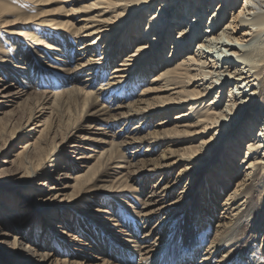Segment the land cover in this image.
I'll use <instances>...</instances> for the list:
<instances>
[{"label":"bare ground","instance_id":"6f19581e","mask_svg":"<svg viewBox=\"0 0 264 264\" xmlns=\"http://www.w3.org/2000/svg\"><path fill=\"white\" fill-rule=\"evenodd\" d=\"M48 52L61 57H50V63L44 65ZM2 65L9 66L14 76V83L0 88L4 92L0 97L16 104L8 114L19 118L22 111L15 99L27 92L30 98L31 90L43 84L61 90L53 94L36 91V108L27 123L42 118L49 109L55 131L56 112L44 105L53 97L61 107L71 100L82 104V116L90 117L86 129L91 136H73L77 127L71 125L69 134L55 144L51 167L61 168L67 162L58 156L63 148H70L68 158H84L76 150L82 140L92 143L91 150H102L92 165L83 161L78 165L86 167L84 174L66 173L63 178L68 179L62 181L42 169L46 136L28 142L37 161L13 187L20 191L31 185L36 203L31 208L24 201L13 204L0 196V264H116L101 252L122 264H154L181 237L196 238L187 232L184 220L201 226L205 214H201L199 202L208 209L204 210L207 217L220 206L214 236L196 262L193 259L199 249L195 245L183 257L169 254L167 263L241 264L257 235L264 236V0H0V70L4 72ZM42 67L48 70L41 72ZM94 84H98L95 91L90 88ZM137 86L141 88L134 95ZM110 96L111 101L122 98L123 104L100 102H110ZM95 106L100 108L92 110ZM156 118L153 130L142 135V126ZM5 124L0 118V126ZM107 124L119 127L108 136L110 140L100 136L104 135L101 125ZM176 140L184 145L149 156L157 146ZM13 158L16 165L23 166L19 150ZM181 162L183 167L174 175L173 169ZM76 168L69 165V171ZM158 170L160 176L152 190L143 192L142 206L132 210L142 224L139 229L155 217L158 221L138 239L134 223L128 222L126 230L120 228L113 201L107 203L110 208H101L103 194L120 201L123 190L137 189L132 182L145 186L150 180L147 173ZM45 181L52 183L43 190ZM178 184L181 190L172 197ZM229 185L233 189L217 205L221 191ZM6 187L12 188L11 184ZM97 193L101 194L96 198ZM39 194L51 197L42 199L40 206H48L50 199L70 203L62 212L52 208L39 217L35 210ZM79 204L78 214L90 213V222L88 215L83 219L68 212ZM257 207L262 214L255 220ZM252 217L251 229L237 233ZM50 227L55 231L50 233ZM159 228L162 231L153 237ZM101 230L108 233L107 238ZM221 249L225 251L215 259ZM64 250L71 252L57 258Z\"/></svg>","mask_w":264,"mask_h":264},{"label":"rangeland","instance_id":"374dc122","mask_svg":"<svg viewBox=\"0 0 264 264\" xmlns=\"http://www.w3.org/2000/svg\"><path fill=\"white\" fill-rule=\"evenodd\" d=\"M204 17L206 19V16H204ZM208 21L209 20H207V23H208ZM207 23H205V25H207ZM205 25L204 24L202 25L203 28H204ZM6 46H7V44L5 45V47ZM48 53H49V56H48L49 58H48V60L46 58H44V60H45V62H43L44 65H46L47 63H50V57L57 56L53 52H48ZM9 55L13 56L11 53H9ZM59 57H61V56L58 55L57 58H59ZM51 62H52V60H51ZM51 64L58 65V63L54 62V61ZM73 65H74V62L71 63L70 67H72ZM59 66L62 67V65H59ZM5 67L6 66L2 65V68H4V72L5 73L2 70H0V71L3 72V73L0 72V88H2L1 86L3 84L5 86V85H7L9 83H14V76H13L12 73L9 72V70H11L10 67L7 66L8 70L5 69ZM46 70H48V69L42 67L41 72L42 71H46ZM110 70H111V68L108 69L105 72L106 76H108V73L110 72ZM5 74H7V76H5ZM152 74L153 73H151V75ZM59 76H61V75H59ZM63 84L64 85L66 84L65 80H64ZM97 86H98V84H94L90 88L93 91H95ZM140 88H141L140 86H137L136 88H134V90H133L134 93L133 94L134 95L137 94L139 92ZM12 89H9V90L11 92H14L15 89H13V90ZM45 90H49V91H51V94H53L55 91L61 90V88H59L58 86H56V87L54 86L52 88H48V87H45L43 84H38V86L34 90H31V91H34V92H30V93H32V95L34 93L33 96L31 95V97H32V98L30 97L31 99L28 98L29 97L28 92L26 94L22 95L19 99H15L16 103L18 102L17 103L18 105L20 103V105L18 107H19V109L21 108V111H22V112H20L21 116L19 118L14 116V115L12 116V115L8 114L9 113L8 111H10V109H12L13 106L16 105V104H12L11 105V102H7L5 100V98L0 97V118L1 119L3 118L5 120V123H6L4 126H0V185H3V186H0V196H2L1 199H3L4 201H7V199H8V201H12L13 200V202H14L13 204H15V203L18 204L19 202L24 201V203H27V205H28L26 207H31V208L35 205L36 197H37L36 191L33 190L32 186L29 184L32 189L31 188L28 189V190L22 189L20 191L17 190L18 187H15V186L13 187V185H16L17 182H19L27 173H29L32 170L33 163H36V161H37L36 160V156H34V154H36V153L33 152L34 148H31L32 146H28L29 145L28 142H30V141L35 142L37 139H39L38 138L39 135H40V137H45L46 136L45 137L46 138L45 139L46 140V144L44 145V147H43L44 151H42L41 154L46 152L47 156H46L45 160L42 163V169L48 175L54 174L55 176H58L59 179H61V177H62V179H63L62 181H65V180L68 179V178H66V179L63 178V176L66 173H70V172L74 173V172L78 171L76 174H84V172L86 171V167L82 168V167H78V165L80 163L82 164V161H83L84 165H87V166L88 165H92L93 162L97 159V156L100 155V151L102 150V149L100 150L99 148H95L94 150H91L92 149V146H91L92 143L90 141H87V140H82L81 143H78L79 146L76 148V150L78 149L77 152H79L81 155H83L84 158H82L81 160L80 159H75V158H68L66 155L70 154V152H68V149H70V148H63V150L60 151L61 153L58 152V156L62 158V161L67 160V162L66 161L62 162L63 164H62L61 168H58V167L55 168V167H51L50 166V164H52V157L54 156L53 150L55 149V144L59 143L62 140V137H64L65 135L69 134V132H70L69 129H70L71 125L77 127V130H75V132H73V136L74 135L75 136L76 135H84V136L87 137V136H91V135L89 134V131H88L90 129H86V125L90 124L91 120H90L89 116L88 117H83L82 116V113H83V110H84V107H83L82 104H78L77 102H75V101L73 102L71 100L72 102L68 101L67 102L68 104L66 103L64 105V107H61L59 102L53 101L54 100V97H53V98H51L49 100L48 104H44V105L50 107V109L53 108L54 111L56 112L55 115H57V120L58 121L56 122L55 131H53L54 129L52 130V124L53 123L50 122L51 121V118H50L51 116H49V114H48L49 113V109L44 114V116L42 118H35V119H32V120H30V118H29L30 122L27 123L28 115H30L32 113L33 109L36 108V105H35V102L37 100L35 98V97H37L35 95L36 91L40 92V91H45ZM1 94H4V92L3 93L0 92V95ZM110 98H111V96L109 98H107V100H109ZM127 98H129V97H127ZM121 99L122 98L118 97L117 100H115V101H113V100L111 101V99H110V102H108L106 100H101L100 102H102V103L104 102V104L113 103V105L116 106L117 104L123 102V100L121 101ZM124 101L126 103L128 100L125 99ZM96 108H100V106H95V107L92 108V110H94ZM251 111H252V108H251ZM251 111L249 110L248 114ZM2 112H3L5 117L3 116ZM174 112H176V111H174ZM9 116L14 117L15 119L10 117V119L7 120L9 118ZM48 116H49V118H48ZM6 117H7V119H6ZM46 118H48V119H47L46 122H44L43 120L46 119ZM158 120H159L158 118L153 119L149 124H148V122H146L147 124L142 126V128H143L142 129V131H143L142 135L145 134L149 130H153L154 125H155V123ZM135 122H136V120L134 122L129 123L127 125V129L131 128L135 124ZM26 123H27V126L24 129V125H26ZM42 128H43V130L41 131V134H39L40 130ZM101 128L104 129V135H100V136L106 138V140H110L109 139L110 137H108V136H111L112 134H115L114 132H116L119 127H118V125H116L115 127H109V124H107V125H101ZM29 131H32V132L30 133ZM50 131H51V133H50ZM93 132L94 133H99V132H101V130H98V131L95 130ZM119 134L122 136V135L126 134V132H119ZM119 140L120 139H117V141H119ZM183 145H184L183 142L178 143L177 140L174 141V143L165 142L162 145L157 146L155 154H151L149 156L156 157L158 155H161L162 151L164 153H165V151L173 152L172 150H176V149H178V147H181ZM144 146H142V147L144 148ZM83 147H86V149H84ZM30 148H31V150H30ZM104 148H107V145H104ZM242 148L243 147H241V150H242ZM130 149H132V147H129V150ZM17 150H19V153H21V155H22V161H23L22 165L23 166H18V165H16V163H14L13 155H14V153ZM125 151H127V150L125 148H123V152H125ZM71 155L75 156L76 154L74 153V155L73 154H71ZM90 155H94V156L91 157ZM126 156H127V154H126ZM28 163H30V164H28ZM69 165H71L73 167V169H74V167H77L76 170L75 171H73V170L69 171ZM183 165H184V162L179 163L175 167V169H173V174L175 175L176 173L180 172V170L183 167ZM149 167H151V166H149ZM54 170L56 172H53ZM160 172H161V170H158V172H156V173L155 172L154 173H147V175H149V177H150V180H148V182H146L147 184L145 186L142 185V182L141 183H139L138 181H137V183L136 182L135 183L132 182L131 184H132L133 188L137 187V189L136 190H132V189L123 190L124 192L122 194L124 196L120 197V199H121L120 201L119 200H117V201L113 200V199H116L117 196H114V195H111V194H110L109 197L106 194H103L104 196L102 195L104 197L102 203H104V204L101 203L103 205V207H101V208L102 209H107L108 207L110 208V206H108L107 203H110L111 201H113L112 202L113 205H114L113 213H115L114 217L118 218L119 221L121 220L120 223H121L122 226H120V228L122 230H126L128 228V224H127L128 222L131 223V224L134 223L133 227L137 226L136 228L138 229L137 234H136V237L138 239H140V237L143 235V232L148 231L149 227L152 226V224H154L158 220L155 217L153 219V221L149 225H147V226L145 225L143 228L139 229L142 226V224L137 223L138 222L137 218L135 217V214L132 213V210L136 211V210L140 209V208H138V206L139 207L142 206L141 202L144 200L143 192H146V191L149 192V191L152 190L151 189L152 188V184H154V182H157V180H158V178L160 176L159 175ZM22 173H23L24 176H22ZM152 176H153V178H151ZM194 178L196 179V176ZM234 181L235 180H233V182ZM48 183H52V182L45 181V185L42 188L43 190H46V188L48 187ZM9 184H11L12 188L11 187L10 188L6 187ZM181 186H182L181 184H178L177 186H175V188L173 189V193L171 195L172 197L174 195H176V193L179 190H181ZM233 186L229 185V186H227L225 188V190L221 191L220 196H219V198L217 200V205L220 204L221 201H223L224 197H227L226 193L229 190L233 189L232 188ZM191 190L193 191V189H191ZM100 194L101 193H97L96 198ZM105 195H106V198H105ZM145 195H146V193H145ZM46 197L47 198H51L50 196H48V195L46 196V195H43V194H39V196H38L39 202L37 204L39 206L36 207L35 210L38 212L37 216H39V217H41V215H40L41 213H47L52 208L53 209H59V211L62 212L64 210H66L64 207L67 206L70 203V202L69 203L66 202L65 200L61 204L53 203L52 199H50V201L47 200L48 204H49L48 206H40L41 204H43L42 203V199L44 200ZM256 197H258V194L255 193V198ZM83 198H85V197H83ZM189 199H190V197L187 200H189ZM82 200H89V199H82ZM170 200H173V198L170 199ZM191 200H192V197H191ZM126 201L128 202V204H125ZM236 201L240 202L241 199L236 200ZM199 204H200L199 205V210H201V214L202 215L205 214L204 217H203L204 222L201 224V226L199 227V226L192 225L190 222H187V218L184 220V224L186 225L185 229L187 230V232L188 231L193 232V234L196 235V238L194 240L189 241L190 240V239H188L189 237L188 238H184V239H183V237H181L180 239L182 241L180 240L178 242V240H177L176 244L174 246H172L171 250L169 249V252H167L168 254L166 253V255H163L159 259L155 260V262H153L154 264H169V263L166 262V260L168 259L167 257L169 256V254L175 253L176 256H182L183 257V256L187 255L189 248H196V246L199 249V251L197 252L196 256L194 257L193 262H196V260L199 259L200 253L204 250V248H206V246L209 244L210 239L214 236L213 234H214L215 225H216L217 221L220 219V211H221L220 206L216 207L215 208V212H213L212 214L210 213L209 216H208L209 218H208L207 217L208 214L206 213V211L204 212V210L207 209V208L206 207L202 208L201 207V205H202L201 202H199ZM244 205L245 204H243L241 206V208L244 207ZM80 207L81 206L79 204V206L75 207V209H70V210H68V212H70V214H75L78 217L80 216L79 218H83V219L88 218V217L85 218L84 215H88L89 216V218H88L89 220L87 219V221L90 222L92 220V217L90 216V213L86 212V214H83V215H81V214L79 215L78 214V211H79L78 209H80ZM135 207H137V209ZM197 210H198V208H197ZM207 211H208V209H207ZM256 211H258V213H257V216L255 217V220L258 219V215L260 213L262 214V208L261 207H257ZM60 214H63V213H60ZM66 217H67L66 220H70L69 216H66ZM121 217H122V219H121ZM63 218H64V215H63ZM179 218H180V216L177 217L178 221L180 220ZM62 219L60 221H62ZM250 219H251V221L247 223L248 226L245 224L244 226H242L243 228L241 227L239 229V231H237V233H239L240 231L242 232V229H243V231L244 230L248 231L249 229H251V225H252V223L255 220H254V217H252ZM249 224H251V225H249ZM64 225L68 226L69 223H68V225H66V224H64ZM60 229L65 230V227L64 228H60ZM40 231L41 230L39 229V232ZM54 231H55L54 228H52V227L49 228V232L50 233H52ZM160 231H162V228L157 229V231L154 232L153 237L156 236L158 233H160ZM164 231H166V230H164ZM101 232L104 233V230H101ZM165 233H168V230ZM107 234L108 233H106V232L104 233V237L105 238L108 237ZM244 235H245V233H244ZM263 235H264V232H263ZM58 236H60V238L62 237L64 239H67V236H65V235H63L61 233H56V237H58ZM241 237H243V236H241ZM257 237H258L257 241L251 243L252 246L248 250L246 255L244 256L243 262L241 264H248L247 263L248 260H250L249 264H250V262H255L256 264H264V238H263L264 236L257 235ZM192 238H194V237H192ZM8 240L12 241L13 238L11 237ZM58 242L61 243V241H59V240H58ZM190 242H192V243H190ZM102 245H103V247L106 246L105 244H102ZM5 246H8V245L5 244ZM221 251H225V249L218 250L217 254H215V259L220 257V255L222 253ZM59 252H60V250H59ZM70 252H71V250H69V252H65V250H64L62 252L63 256L57 255V258L67 257L68 253L70 254ZM118 253H119V256H118L119 260H121V258H123L122 257V255H123L122 250L119 249ZM181 253H182V255H181ZM92 254L97 256V252L96 251H93ZM100 255L101 256H105V258L107 260L112 261L113 263H116V264H122L123 263V261L121 262V261L114 260V259L110 258L109 256H107L105 254V252H101ZM241 255H244V254L242 253ZM0 257H1V255H0ZM88 257L92 259V256L89 255ZM171 257H173V256H171ZM235 258H237L236 255H234V259ZM115 259H118V258L115 257Z\"/></svg>","mask_w":264,"mask_h":264}]
</instances>
